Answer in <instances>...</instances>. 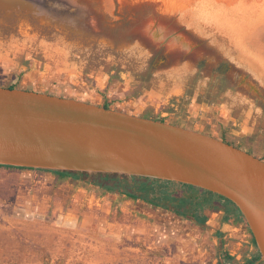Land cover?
<instances>
[{"label": "rangeland", "instance_id": "374dc122", "mask_svg": "<svg viewBox=\"0 0 264 264\" xmlns=\"http://www.w3.org/2000/svg\"><path fill=\"white\" fill-rule=\"evenodd\" d=\"M10 84L166 118L264 159V0H0V86ZM51 172L0 166V264L234 255L222 209L198 225ZM245 234L240 260L258 253Z\"/></svg>", "mask_w": 264, "mask_h": 264}, {"label": "water", "instance_id": "95a60500", "mask_svg": "<svg viewBox=\"0 0 264 264\" xmlns=\"http://www.w3.org/2000/svg\"><path fill=\"white\" fill-rule=\"evenodd\" d=\"M0 166L158 179L217 194L240 211L264 264V161L205 133L0 86Z\"/></svg>", "mask_w": 264, "mask_h": 264}, {"label": "trees", "instance_id": "16d2710c", "mask_svg": "<svg viewBox=\"0 0 264 264\" xmlns=\"http://www.w3.org/2000/svg\"><path fill=\"white\" fill-rule=\"evenodd\" d=\"M222 70H225L224 66L218 69V72H222ZM5 87L10 89L18 88L16 84H10ZM102 107L109 109L110 103L105 101ZM145 118L166 122V118L150 117L148 115H146ZM221 140L224 141L223 139ZM229 144L233 145L232 143ZM233 146L240 148L237 145ZM260 160L264 161L263 158H260ZM6 167L9 169H22L18 167ZM51 173L62 179L91 178L92 185L103 189L106 192L118 193L124 195L128 199L141 201L151 207L161 209L175 216L190 219L198 225H205L209 219V213L222 209L224 212L222 216L223 222H242L247 227L242 214L232 202L217 194H213L191 185L158 179L113 174H86L58 171H53ZM219 236L221 237V234ZM252 243L256 247L253 237ZM259 259L260 254L258 252L255 259L244 264H254ZM217 264H234V258L226 251H223L221 252Z\"/></svg>", "mask_w": 264, "mask_h": 264}, {"label": "crops", "instance_id": "0c3cea01", "mask_svg": "<svg viewBox=\"0 0 264 264\" xmlns=\"http://www.w3.org/2000/svg\"><path fill=\"white\" fill-rule=\"evenodd\" d=\"M227 223H233L234 224V255L232 253H230L228 250L227 251L225 250L231 257L234 258V264H244L248 261L255 259L257 257V254H254V252H252V247H250V246H248V254L246 255L247 258L240 260V254L237 255V253H239L238 247H241V244L237 243V241H236L237 237L238 238H240V236L244 237V236H246L245 233H248V235L250 237V242L252 243V237L250 235L251 233H250L248 227H246V225L244 223L237 222V221L227 222ZM252 246L257 250V248L253 245V243H252ZM254 264H262V262L259 259Z\"/></svg>", "mask_w": 264, "mask_h": 264}, {"label": "flooded vegetation", "instance_id": "af4514ba", "mask_svg": "<svg viewBox=\"0 0 264 264\" xmlns=\"http://www.w3.org/2000/svg\"><path fill=\"white\" fill-rule=\"evenodd\" d=\"M222 66H224V65H221L218 69H220ZM218 69H217V73L219 74L220 71L218 72ZM224 69H226V66H224ZM223 71H224V70H222V72H223ZM222 72H220V75L223 74ZM223 79H224V78H223ZM223 81L225 82V80H223ZM229 143H230V142H229ZM233 145H235V144H233ZM247 152L250 153V154H252L251 151H249V150H248ZM252 155H253V154H252ZM254 156H255V155H254ZM259 159H260V158H259Z\"/></svg>", "mask_w": 264, "mask_h": 264}]
</instances>
